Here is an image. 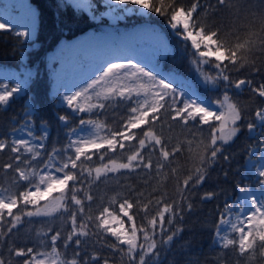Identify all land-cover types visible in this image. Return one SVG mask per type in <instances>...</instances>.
<instances>
[{
  "label": "snow or ice",
  "instance_id": "6c2138e0",
  "mask_svg": "<svg viewBox=\"0 0 264 264\" xmlns=\"http://www.w3.org/2000/svg\"><path fill=\"white\" fill-rule=\"evenodd\" d=\"M53 7L58 49L76 47L69 25L83 24L103 58L69 83L45 55L41 101L30 57L42 10L30 2L20 17L0 13L18 69L0 68V114L19 103L0 130V264H176L174 245L208 204L212 220L201 227L209 251L222 253L212 264H228V252L237 264H264V0ZM133 18L140 23L121 31ZM177 48L179 63L165 68ZM193 141L185 167L178 158ZM180 247L181 264H200L190 242Z\"/></svg>",
  "mask_w": 264,
  "mask_h": 264
},
{
  "label": "trees",
  "instance_id": "16d2710c",
  "mask_svg": "<svg viewBox=\"0 0 264 264\" xmlns=\"http://www.w3.org/2000/svg\"><path fill=\"white\" fill-rule=\"evenodd\" d=\"M30 2L38 4L42 10V16L38 22V31L36 34L37 43L41 47L39 48V50H34L32 52L30 59L31 64H40L41 77L33 85V91L37 93L39 99L43 101L45 92L50 88L46 74L44 57L45 55L49 57V60L47 61L48 65L53 62L56 63L52 55H54L59 50V42L64 39V36L61 33L60 29L57 28V21L54 15L55 9L53 7V0H28V3ZM139 23V20L133 18L128 20L127 26L122 23L121 28L127 30L132 28V25ZM69 27H71L72 31L75 33V35L71 37L72 39H77L82 34L88 31H92L91 29L86 28L83 24H80L78 27L70 24ZM80 28H83L84 31L81 32L79 30ZM15 43L16 41L13 36L9 34L0 35V66L13 71L18 70L16 68V62L10 56V53ZM173 43L175 42L173 41ZM176 54L178 58L176 62L169 58L166 62L162 61V65L165 68H168L172 67L174 63H179L180 52L178 48ZM180 71L181 73H187L186 64H180ZM241 99L247 100V96H242ZM49 108L50 106H46L45 112L43 114H48ZM18 109L19 103L14 105L13 108L9 110V112L0 114V130H6L8 127L12 126L8 123V117L14 112L18 111ZM49 118H51L50 115ZM172 135L177 136L178 139L184 141L192 139L190 136L182 135L179 129L175 130ZM197 147V141H193L190 146L185 143L184 155L178 158L179 164L184 165L185 167H190L191 165L186 163V161L197 150ZM241 147H243V137H241V139L238 140L235 145H233V149L239 150ZM233 166H235V162ZM184 174H186V172ZM155 183L156 181H153V185H155ZM165 183L167 185L165 190L168 192H173L175 189V181L169 180ZM107 195L110 197L112 193L109 192ZM213 207V204L201 205L200 208L202 209V211L198 212L195 216L189 218L187 228L190 230H186L183 233L182 238L179 239L174 245L176 264H181V261L183 259V253L180 246L183 245L185 242H190L191 252L199 258L200 264H212L214 258L217 255H222V253L219 252L214 253L209 251L210 232L206 228L201 227V225H204L206 221L212 220ZM55 223L57 226H60L59 220L55 221ZM168 259L171 260L173 259V257L170 255ZM227 260L228 264H237V261L231 252L227 253Z\"/></svg>",
  "mask_w": 264,
  "mask_h": 264
},
{
  "label": "rangeland",
  "instance_id": "374dc122",
  "mask_svg": "<svg viewBox=\"0 0 264 264\" xmlns=\"http://www.w3.org/2000/svg\"><path fill=\"white\" fill-rule=\"evenodd\" d=\"M26 4H28V0H0V13L10 11L12 16L20 17L24 14ZM90 32L84 33L78 38L79 41L73 43L77 45L76 47L59 49L53 55L56 67L61 66L62 75L69 83H74L89 75L96 63L103 58V53L96 50L97 45L95 42L90 41L87 37ZM136 43L138 47H143L145 50L150 46L149 39L146 36L137 37ZM0 68L9 70L2 66Z\"/></svg>",
  "mask_w": 264,
  "mask_h": 264
}]
</instances>
